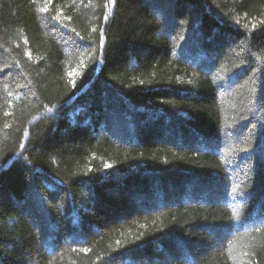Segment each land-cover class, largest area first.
<instances>
[{"label": "trees", "instance_id": "trees-1", "mask_svg": "<svg viewBox=\"0 0 264 264\" xmlns=\"http://www.w3.org/2000/svg\"><path fill=\"white\" fill-rule=\"evenodd\" d=\"M0 264H264V0H0Z\"/></svg>", "mask_w": 264, "mask_h": 264}]
</instances>
